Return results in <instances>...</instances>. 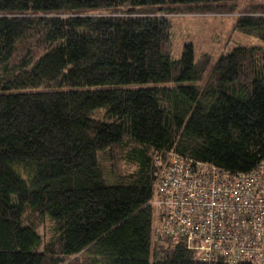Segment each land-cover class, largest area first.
I'll return each mask as SVG.
<instances>
[{"label": "trees", "instance_id": "trees-1", "mask_svg": "<svg viewBox=\"0 0 264 264\" xmlns=\"http://www.w3.org/2000/svg\"><path fill=\"white\" fill-rule=\"evenodd\" d=\"M235 1L0 0V264H230L157 234L150 199L166 152L264 159V0L234 21L262 44L172 57L166 13Z\"/></svg>", "mask_w": 264, "mask_h": 264}, {"label": "built area", "instance_id": "built-area-1", "mask_svg": "<svg viewBox=\"0 0 264 264\" xmlns=\"http://www.w3.org/2000/svg\"><path fill=\"white\" fill-rule=\"evenodd\" d=\"M154 163L157 234L202 262L264 264V159L238 173L172 151Z\"/></svg>", "mask_w": 264, "mask_h": 264}, {"label": "rangeland", "instance_id": "rangeland-1", "mask_svg": "<svg viewBox=\"0 0 264 264\" xmlns=\"http://www.w3.org/2000/svg\"><path fill=\"white\" fill-rule=\"evenodd\" d=\"M255 0H236L231 12L215 13H166L171 18V50L172 57H179L184 44L191 42L198 58L208 53L214 60L220 53L229 51L235 45H260L261 40L246 35L234 27L236 16L241 8ZM44 238L49 236L50 223L41 227ZM84 252L69 256L65 264H78L84 259Z\"/></svg>", "mask_w": 264, "mask_h": 264}]
</instances>
